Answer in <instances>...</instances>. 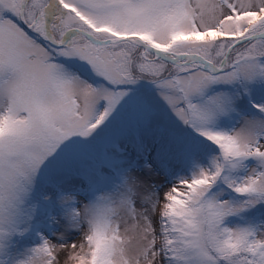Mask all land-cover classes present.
Segmentation results:
<instances>
[{
	"label": "snow or ice",
	"instance_id": "6c2138e0",
	"mask_svg": "<svg viewBox=\"0 0 264 264\" xmlns=\"http://www.w3.org/2000/svg\"><path fill=\"white\" fill-rule=\"evenodd\" d=\"M64 249L264 264V0H0V264Z\"/></svg>",
	"mask_w": 264,
	"mask_h": 264
},
{
	"label": "rangeland",
	"instance_id": "374dc122",
	"mask_svg": "<svg viewBox=\"0 0 264 264\" xmlns=\"http://www.w3.org/2000/svg\"><path fill=\"white\" fill-rule=\"evenodd\" d=\"M158 180L160 178H157ZM71 241H76V242H79V237L78 236H72L70 238ZM135 251V241L133 243V248H132V252ZM68 253H69V249H64L63 251H59L58 252V261H59V264H74V261L68 259ZM60 256H61V261H60Z\"/></svg>",
	"mask_w": 264,
	"mask_h": 264
},
{
	"label": "bare ground",
	"instance_id": "6f19581e",
	"mask_svg": "<svg viewBox=\"0 0 264 264\" xmlns=\"http://www.w3.org/2000/svg\"><path fill=\"white\" fill-rule=\"evenodd\" d=\"M61 259H62V258H61V256H60V261H61Z\"/></svg>",
	"mask_w": 264,
	"mask_h": 264
}]
</instances>
